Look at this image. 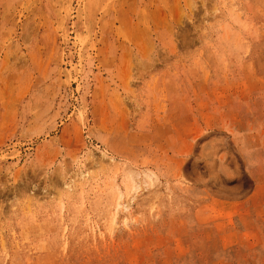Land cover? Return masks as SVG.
Listing matches in <instances>:
<instances>
[{
	"label": "rangeland",
	"instance_id": "obj_1",
	"mask_svg": "<svg viewBox=\"0 0 264 264\" xmlns=\"http://www.w3.org/2000/svg\"><path fill=\"white\" fill-rule=\"evenodd\" d=\"M0 264H264V0H0Z\"/></svg>",
	"mask_w": 264,
	"mask_h": 264
}]
</instances>
